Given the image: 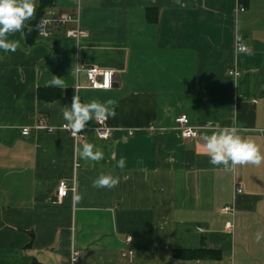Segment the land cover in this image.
I'll use <instances>...</instances> for the list:
<instances>
[{
  "label": "crops",
  "instance_id": "0c3cea01",
  "mask_svg": "<svg viewBox=\"0 0 264 264\" xmlns=\"http://www.w3.org/2000/svg\"><path fill=\"white\" fill-rule=\"evenodd\" d=\"M43 2L60 14L76 10L70 0H36L30 26ZM182 3L82 0L85 37L67 36L73 23L48 38L33 29L26 40L9 37L21 47L0 50V264H72V249L74 264H264V162L225 171L203 146L217 126L236 127L264 154V0ZM90 67L114 71L113 86L91 88ZM233 68L240 76L229 74ZM52 75L66 88L46 87ZM73 95L117 102L110 137H98L96 119L84 142L34 128L42 118L65 123ZM182 115L197 138L177 128ZM85 142L104 159H80L74 147ZM101 174L119 177L118 186L94 188ZM62 180L71 190L59 201ZM201 247L221 258L174 253Z\"/></svg>",
  "mask_w": 264,
  "mask_h": 264
},
{
  "label": "clouds",
  "instance_id": "9594fccd",
  "mask_svg": "<svg viewBox=\"0 0 264 264\" xmlns=\"http://www.w3.org/2000/svg\"><path fill=\"white\" fill-rule=\"evenodd\" d=\"M174 3L180 7L185 6L182 0H174ZM36 9V0H0V50L14 53L21 47L20 40H11L9 37L19 32L21 39L26 40L32 31L29 21L35 18ZM46 87L66 88V84L62 78L52 75V79L46 82ZM116 106L117 102L113 99L104 102L93 99L82 103L73 95L71 106L62 109L63 119L67 122L65 127L70 129L73 135L79 134L93 119L99 121L115 118ZM203 139L209 163L213 166H223L225 171L234 170L239 165L259 166L264 162V154H261L259 145L253 139L241 135L236 127L217 126ZM74 152L85 161L98 163L104 159L102 149L88 142L82 146L76 145ZM116 167L123 170L126 167V159L121 157ZM119 182L120 178L117 176L101 174L92 182V186L112 189L117 187ZM261 238V234L257 233V242Z\"/></svg>",
  "mask_w": 264,
  "mask_h": 264
},
{
  "label": "built area",
  "instance_id": "2783aa9c",
  "mask_svg": "<svg viewBox=\"0 0 264 264\" xmlns=\"http://www.w3.org/2000/svg\"><path fill=\"white\" fill-rule=\"evenodd\" d=\"M74 3L76 8L75 12L70 14H60L56 9L53 7L45 9L44 16L42 17L39 28H38V35L42 38H48L53 35L54 27L58 25H64L67 23H73L75 25L74 28H71L67 31V36L72 37L76 40L81 39L82 37L86 36V31L83 30L80 26V15H81V5L82 0H70ZM245 8L241 6V10ZM237 49L239 51H245L247 49L246 45L241 43L238 44ZM229 74L238 77L240 76L241 72L237 68H233L229 70ZM87 79L89 81V85L91 88L96 89H109L113 86L114 83V71L102 69L98 67H90L86 70ZM107 120H96V126L94 130L96 131L99 138H108L111 135V128L107 124ZM67 122L61 124L60 126H55L48 124L45 118H42L34 128L40 130H46L52 132L57 128L62 129L68 132L77 142H84L85 136L84 131L73 135L72 131L65 127ZM178 126L177 128L182 132L184 138H197L199 136L198 129L193 127L189 124V118L187 115H182L177 119ZM31 127H25L22 131L24 135H28L30 133ZM132 134V132H131ZM71 188L69 184L62 180L60 181L58 188H57V197L59 201H62L65 197H67L68 193L70 192ZM242 189H237V192H241ZM232 207L227 206L224 208L225 212H229ZM226 228L232 230L233 224L232 222L226 223ZM128 244L132 241V236H128L126 238ZM134 254L132 249H127L123 252V257L131 258ZM79 257V251L77 249H72L71 252V263L74 264L77 262Z\"/></svg>",
  "mask_w": 264,
  "mask_h": 264
},
{
  "label": "trees",
  "instance_id": "16d2710c",
  "mask_svg": "<svg viewBox=\"0 0 264 264\" xmlns=\"http://www.w3.org/2000/svg\"><path fill=\"white\" fill-rule=\"evenodd\" d=\"M48 5V2H43L40 8V15L36 22H33L31 25L34 32L38 34L39 23L44 16L45 8ZM39 36V35H38ZM175 256L182 259H203V258H211V259H220L221 253L219 251H214L211 249H207L205 247H201L198 249H183V250H175ZM34 264V263H33Z\"/></svg>",
  "mask_w": 264,
  "mask_h": 264
}]
</instances>
